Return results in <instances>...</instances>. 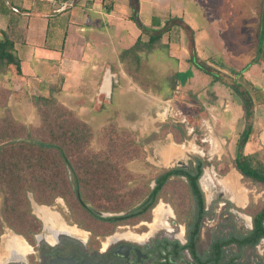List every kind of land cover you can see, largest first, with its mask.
<instances>
[{
  "label": "crops",
  "instance_id": "1",
  "mask_svg": "<svg viewBox=\"0 0 264 264\" xmlns=\"http://www.w3.org/2000/svg\"><path fill=\"white\" fill-rule=\"evenodd\" d=\"M248 8L243 0H0V30L20 61V73L14 68L10 74L14 89L48 96L58 87V100L84 121L113 119L141 133L171 114L167 104L178 95L211 84L212 77L190 61L193 54L213 70L237 72L252 82L261 36L258 28L251 53L246 38L259 18ZM157 34L159 40L149 42ZM137 41L135 50L122 54ZM141 66L156 81L141 74ZM107 76L108 97L101 91Z\"/></svg>",
  "mask_w": 264,
  "mask_h": 264
},
{
  "label": "rangeland",
  "instance_id": "2",
  "mask_svg": "<svg viewBox=\"0 0 264 264\" xmlns=\"http://www.w3.org/2000/svg\"><path fill=\"white\" fill-rule=\"evenodd\" d=\"M243 1L249 5V8L250 6L253 8L252 15L255 17L253 19L259 18L258 25L249 27L250 37L246 38L248 48L254 54L258 28L260 36L264 32V4L262 3L260 9L261 0ZM230 10V15L234 16L235 11ZM261 38L259 46L263 47V50L255 57L254 64L257 70L254 76H250L253 84H250L243 74L235 75L234 72L221 73L213 70L219 73V80L216 83L218 92L216 104L213 106L207 104L213 97L206 94L205 89L196 88V91L190 94L184 91V95H178L167 104L171 114L160 123L157 122L155 129L145 127L139 133L137 129L119 124L113 119L87 122L81 118L75 108H70L55 97L58 104L71 111L78 120L86 123L91 129L89 143L81 146L84 148L83 156L87 159L94 158L93 162L115 164L118 169V178L112 186L109 185L108 189L104 190L103 188L83 189L82 201L103 217L125 215L145 197L153 185L154 177L159 172L180 163L185 165L188 160L198 156L197 152L190 150L191 146H194L203 152L202 157L208 158L213 163V173L216 178L226 174L224 181L234 182V190L241 198L245 199L248 195L250 206L246 211L248 213L257 211L264 204V184L254 183L243 177L233 167V160L237 152L239 134L246 125L241 99L249 94L254 101L249 119L252 128L242 152L252 155L257 165L264 166V100H262L264 97V33ZM10 74H14V67L0 63V125H6L5 120L12 121L17 126L27 127L36 134L40 122L33 97L39 94L14 89ZM141 74H146L148 79L156 81L157 75L145 66H141ZM166 77L170 78L172 75ZM135 78L142 81L141 77L135 76ZM208 87L213 89L215 86L211 84ZM53 95L54 93L50 92L49 96L53 97ZM156 106L157 102H155V110ZM141 125L143 126L142 123ZM191 128L193 130H190ZM183 131L186 132L185 138H183ZM180 144L185 145V148L180 147ZM74 163L77 161L74 160ZM219 192L220 186L214 185L206 194L208 199H214ZM159 196L163 203L177 210H184L191 206L185 182L180 177L168 180ZM227 196L228 194L225 193L223 197ZM28 197L31 210L34 214L36 212L38 214V206L41 202L37 201L30 192ZM44 203L50 204L53 210L62 213L67 220L81 224L86 230L95 234H106L112 228H117L107 221L95 219L81 211L78 200L66 190L61 191L59 195L47 198ZM159 204L163 209L164 205ZM145 216L146 214H143L138 218L125 219L120 224L131 226L145 221ZM10 236H14V231L5 227L0 236V261L5 260L7 256L5 245Z\"/></svg>",
  "mask_w": 264,
  "mask_h": 264
},
{
  "label": "flooded vegetation",
  "instance_id": "3",
  "mask_svg": "<svg viewBox=\"0 0 264 264\" xmlns=\"http://www.w3.org/2000/svg\"><path fill=\"white\" fill-rule=\"evenodd\" d=\"M197 153L199 155L187 164L165 169L178 168L193 176L201 162L197 159L205 160L197 179L204 200L203 209L198 207V198L186 175L171 176L169 180L173 177L184 180L190 208L177 210L163 203L159 193L156 203L145 212V221L131 226L120 224L125 219L139 217L132 216L116 223L109 222L117 228L106 234L86 230L53 210L50 204L40 203L38 209L51 215L55 225L44 222L31 210L39 221L37 231L28 236L14 232V237L19 236L24 241L17 237L24 252L18 258L17 252L5 245L7 256L0 264H264V204L248 213V195L243 199L235 187L231 189L224 181L226 174L216 178L213 163L202 157L201 150ZM152 183L151 188L154 181ZM214 185L220 186V192L214 199H208L206 192ZM225 193L227 197H223ZM77 200L81 211L90 216L88 206L79 198ZM159 203L164 205V214L160 217L154 215Z\"/></svg>",
  "mask_w": 264,
  "mask_h": 264
},
{
  "label": "trees",
  "instance_id": "4",
  "mask_svg": "<svg viewBox=\"0 0 264 264\" xmlns=\"http://www.w3.org/2000/svg\"><path fill=\"white\" fill-rule=\"evenodd\" d=\"M159 38L160 34H157L151 37L149 42ZM137 45L138 41L122 54L135 50ZM262 50L263 47L259 46V55ZM190 61L203 73L212 77L211 84L219 80V73H215L210 66L199 61L194 54ZM0 63L11 65L17 74L20 73V61L14 52V43L7 33L1 30ZM238 74L240 73L235 72V75ZM54 91L53 97L52 95L33 97L40 122L36 134L27 127L17 126L12 121L5 120L7 124L0 125V236L5 227L25 236L37 231L39 221L31 212L29 192L41 203L51 196L59 195L63 190L82 201L83 189H108L118 178L119 173L115 164L93 162L94 158L87 159L83 156L84 148L81 146L89 143L91 129L86 123L78 120L71 111L58 104L55 97L60 88L56 87ZM234 91L238 92L236 89ZM205 93L212 96L213 100L216 99L214 89L208 87ZM253 102L249 94L241 99L246 125L237 140L233 166L243 177L254 183L264 184V166L257 165L252 155L242 152L251 134L249 119ZM182 134L185 138L186 132L183 131ZM74 160L77 163H74ZM197 161L201 162L193 176L188 171L178 168L163 169L159 172L153 179V188L149 189L145 197L127 214L103 217L88 207L90 216L114 223L132 216L140 217L156 203L169 178L178 175L188 177L192 192L198 198V207L203 209L204 200L197 179L202 173L205 160L198 158ZM255 225H259L256 216Z\"/></svg>",
  "mask_w": 264,
  "mask_h": 264
},
{
  "label": "bare ground",
  "instance_id": "5",
  "mask_svg": "<svg viewBox=\"0 0 264 264\" xmlns=\"http://www.w3.org/2000/svg\"><path fill=\"white\" fill-rule=\"evenodd\" d=\"M205 178V176H204ZM229 186H231V189L235 187V183L234 182H229L228 184ZM227 187V186H226ZM237 190V189H236ZM236 200V199H235ZM233 200V201H235ZM239 201V200H238ZM241 202V201H240ZM237 203V202H236ZM239 204V203H238ZM162 205H158L157 208L154 210V215L155 216H159L161 215V213H163V210H162ZM42 208V207H41ZM164 214V213H163ZM38 216L44 221V222H49V223H54V219L53 217H51V215H49L44 209H40L39 212H38ZM160 217V216H159ZM73 230V229H72ZM15 236V235H14ZM10 237L9 240L6 242V246L8 248H11L13 249L15 252H17V257L19 258L23 252H24V247H23V244L21 242V240L17 237ZM23 241V240H22ZM24 242V241H23Z\"/></svg>",
  "mask_w": 264,
  "mask_h": 264
},
{
  "label": "water",
  "instance_id": "6",
  "mask_svg": "<svg viewBox=\"0 0 264 264\" xmlns=\"http://www.w3.org/2000/svg\"><path fill=\"white\" fill-rule=\"evenodd\" d=\"M111 88H112V80L107 76L104 77L101 83V91H103L107 97L111 93Z\"/></svg>",
  "mask_w": 264,
  "mask_h": 264
},
{
  "label": "built area",
  "instance_id": "7",
  "mask_svg": "<svg viewBox=\"0 0 264 264\" xmlns=\"http://www.w3.org/2000/svg\"><path fill=\"white\" fill-rule=\"evenodd\" d=\"M27 1H32V2H43V3H51L55 4L56 0H27ZM65 5H71V2H66Z\"/></svg>",
  "mask_w": 264,
  "mask_h": 264
}]
</instances>
